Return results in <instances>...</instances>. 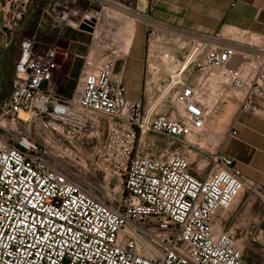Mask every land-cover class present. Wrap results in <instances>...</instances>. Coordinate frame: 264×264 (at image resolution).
Listing matches in <instances>:
<instances>
[{
	"label": "built area",
	"instance_id": "1",
	"mask_svg": "<svg viewBox=\"0 0 264 264\" xmlns=\"http://www.w3.org/2000/svg\"><path fill=\"white\" fill-rule=\"evenodd\" d=\"M0 2L12 37L36 16L15 60L12 91L0 105V264H244L248 244L264 251V232L240 240L220 227L244 190L264 204V188L247 182L230 156L207 154L190 140L208 134L211 110L202 83L188 76L192 69L221 70L244 92L241 110H252L264 100V44L253 77L233 65L237 48L219 34H191L183 59L156 54L152 70L165 74L153 87L156 104L171 94L176 104L158 113L127 97L116 68L128 52L110 28L98 33L107 0ZM93 18L95 31L84 32L93 43L75 55L83 64L73 93L59 94L53 79L69 51L43 38L53 30L58 37L65 29L82 32ZM148 134L183 146L142 155ZM194 150L207 156L191 161L187 153Z\"/></svg>",
	"mask_w": 264,
	"mask_h": 264
},
{
	"label": "crops",
	"instance_id": "2",
	"mask_svg": "<svg viewBox=\"0 0 264 264\" xmlns=\"http://www.w3.org/2000/svg\"><path fill=\"white\" fill-rule=\"evenodd\" d=\"M106 4V8L112 7L119 11L121 18L117 19L126 18L132 20L135 25L131 68H140V60L145 54L143 41L146 30L141 24H157L168 28L172 34L179 35L178 40L185 38L190 42L193 40L191 34H219L224 44L237 48L233 65H240L245 77H253L256 74L255 57L252 53H258L264 44V0H107ZM63 36L70 39L68 41L71 45L88 47L80 40L77 31L65 29L57 38L63 40ZM240 38L258 43L245 46ZM11 39L12 36L8 32L5 47ZM121 41L118 39V42ZM75 59H72L73 64L76 63ZM243 60H248V63H242ZM10 77L12 80V75ZM127 97L140 100L141 94L138 88L134 90L130 87ZM243 100L244 98L239 99L238 104H243ZM227 126V133L222 136L218 151L233 158L234 165L240 169L247 182L264 188V100H258L252 110L237 111ZM231 129L237 130V136L229 135L228 130L230 132ZM263 216L262 200L246 189L222 218L220 227L230 229L243 240L244 233L254 230L264 232Z\"/></svg>",
	"mask_w": 264,
	"mask_h": 264
},
{
	"label": "rangeland",
	"instance_id": "3",
	"mask_svg": "<svg viewBox=\"0 0 264 264\" xmlns=\"http://www.w3.org/2000/svg\"><path fill=\"white\" fill-rule=\"evenodd\" d=\"M96 9L101 11V6H97ZM4 10L6 11L8 9H4L3 2H0V65L2 69L0 71V73H2V82L0 84V105L2 104V99L7 97L12 91L13 81L11 80L10 76L12 75L13 79L15 60L20 55L21 43L23 39L30 37L34 31L35 24L33 22L36 21V16H31L25 25L26 30L22 33L15 34L8 43V46L5 47V44L7 43L6 35L9 30H3V28L7 27V18H5ZM103 12L99 21V28L102 29H99V31L104 32L106 27L110 28L111 32L109 35L113 34L114 39H121L123 42L122 50L124 52H128L126 56H118L116 68L117 72L123 70L127 90H129L130 87L134 90L135 88H138V91L141 94V98L138 101H141L145 110L155 107L156 112L167 113L169 107L171 105L176 106V104L173 100L172 94L168 96L166 102L156 104V99L159 96V93L155 94L153 87L159 78H165V74L162 72L154 74L155 71L152 70V68L156 66L158 62H160L159 57H156V54L168 52L176 59H183L190 50L192 43L185 38H180L178 40V37L180 36L172 34L173 32L166 27L159 26L157 24H150V26L141 24V26H143L146 30L143 41L145 54L140 60V68H131V48L133 46V32L135 27L134 23L132 20H128L126 18L117 19L121 18V16L118 14L119 11L115 8L108 7ZM115 19L116 21H114ZM57 35L58 30L46 32L43 41L47 43H56L64 49L63 51H69V57L60 62L59 69L53 79L55 91L59 94L65 95L64 90L70 76L72 77L73 81H75L76 72L74 71L72 73V69L75 66L72 59L76 58L75 54H87L89 46L93 43V40L90 35L84 32H78V37L80 40L88 45V47H83L79 45H71L68 41L70 39L67 36H63V38L66 40H60L57 38ZM240 41H242V44L245 46H249L248 44L251 43H258L257 41L250 42L243 38H240ZM149 53L155 54H153L151 57H148ZM252 54L255 57L254 66H256V58L258 54L257 52H253ZM75 60L76 65L81 63L82 66L83 60L80 57H77ZM242 63H248V60H243ZM188 76L191 83L195 85L202 83L200 84L202 88L201 98L211 110L209 122L207 124L208 134L197 136V138L195 137L190 140L197 141L207 154L209 152H217L222 136L225 134V132L227 133V125L231 117L242 107V104L239 105L238 101L239 99L244 98V92L234 88V86L230 84L221 70L215 69L204 73L200 70L195 71L192 69L191 72L188 73ZM100 140H104V133L101 134ZM181 145L183 146V143L171 138L155 134H148L140 143L139 151L142 155L160 156L163 150H175L177 148H181ZM206 153L204 154L194 150L190 153H187V155L190 157L191 161L199 162L207 156ZM244 264H264V251L258 245L248 244L244 252Z\"/></svg>",
	"mask_w": 264,
	"mask_h": 264
},
{
	"label": "trees",
	"instance_id": "4",
	"mask_svg": "<svg viewBox=\"0 0 264 264\" xmlns=\"http://www.w3.org/2000/svg\"><path fill=\"white\" fill-rule=\"evenodd\" d=\"M75 66L72 69V73L75 71V81H73L72 77L70 76V78L68 79V82L66 84L65 90H64V94L65 96L69 97L72 95L75 84H76V79H77V75L79 74L80 68H81V63L76 65V63L74 64ZM77 66V67H76ZM71 73V75H72ZM71 83V84H70ZM73 83V84H72Z\"/></svg>",
	"mask_w": 264,
	"mask_h": 264
},
{
	"label": "water",
	"instance_id": "5",
	"mask_svg": "<svg viewBox=\"0 0 264 264\" xmlns=\"http://www.w3.org/2000/svg\"><path fill=\"white\" fill-rule=\"evenodd\" d=\"M96 23H97V20L95 18H93L91 21L85 20L79 29L82 32L93 33L95 31Z\"/></svg>",
	"mask_w": 264,
	"mask_h": 264
},
{
	"label": "bare ground",
	"instance_id": "6",
	"mask_svg": "<svg viewBox=\"0 0 264 264\" xmlns=\"http://www.w3.org/2000/svg\"><path fill=\"white\" fill-rule=\"evenodd\" d=\"M107 12H108V11H107ZM103 13H104V12H103ZM109 13H110V12H109ZM109 13H108V14H109ZM127 23H128V22H127ZM127 23H126V24H127ZM126 24H125V25H126ZM132 26H133V25H132ZM126 27H127V26H126ZM129 27H130V26H129ZM130 28H131V27H130ZM132 32H133V31H132ZM127 36H128V35H127ZM131 36H132V35H131ZM125 37H126V36H125ZM126 38H127V37H126ZM126 38H124V39H126ZM126 41H127V40H126ZM129 41H130V40H129ZM128 45H129V44H128Z\"/></svg>",
	"mask_w": 264,
	"mask_h": 264
}]
</instances>
